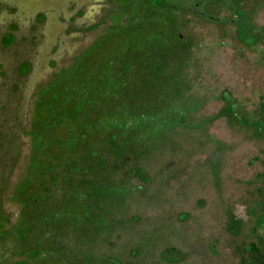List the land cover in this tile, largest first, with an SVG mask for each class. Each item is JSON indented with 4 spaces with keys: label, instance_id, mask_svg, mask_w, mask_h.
<instances>
[{
    "label": "trees",
    "instance_id": "1",
    "mask_svg": "<svg viewBox=\"0 0 264 264\" xmlns=\"http://www.w3.org/2000/svg\"><path fill=\"white\" fill-rule=\"evenodd\" d=\"M109 1L36 92L0 264H264V0Z\"/></svg>",
    "mask_w": 264,
    "mask_h": 264
},
{
    "label": "rangeland",
    "instance_id": "2",
    "mask_svg": "<svg viewBox=\"0 0 264 264\" xmlns=\"http://www.w3.org/2000/svg\"><path fill=\"white\" fill-rule=\"evenodd\" d=\"M115 6L109 0H0V183L8 184L7 212H19L9 196L26 173L36 92L104 32ZM11 31L16 40L5 46Z\"/></svg>",
    "mask_w": 264,
    "mask_h": 264
},
{
    "label": "crops",
    "instance_id": "3",
    "mask_svg": "<svg viewBox=\"0 0 264 264\" xmlns=\"http://www.w3.org/2000/svg\"><path fill=\"white\" fill-rule=\"evenodd\" d=\"M15 40H16V37H15Z\"/></svg>",
    "mask_w": 264,
    "mask_h": 264
}]
</instances>
